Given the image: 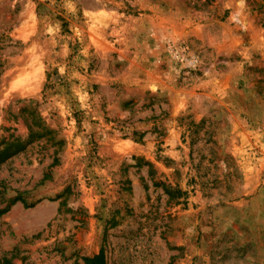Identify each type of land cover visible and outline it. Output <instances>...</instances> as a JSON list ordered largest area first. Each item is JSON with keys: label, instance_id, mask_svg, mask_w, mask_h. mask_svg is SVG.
<instances>
[{"label": "rangeland", "instance_id": "374dc122", "mask_svg": "<svg viewBox=\"0 0 264 264\" xmlns=\"http://www.w3.org/2000/svg\"><path fill=\"white\" fill-rule=\"evenodd\" d=\"M100 253L264 264V0H0V264Z\"/></svg>", "mask_w": 264, "mask_h": 264}, {"label": "trees", "instance_id": "16d2710c", "mask_svg": "<svg viewBox=\"0 0 264 264\" xmlns=\"http://www.w3.org/2000/svg\"><path fill=\"white\" fill-rule=\"evenodd\" d=\"M14 201H18V202L22 203L24 207H30V206H27L24 203V200L22 198H20L19 196H17ZM82 262H83V264H105L104 257H103L102 253L98 254L97 256L91 257V258H87V257L82 258Z\"/></svg>", "mask_w": 264, "mask_h": 264}]
</instances>
